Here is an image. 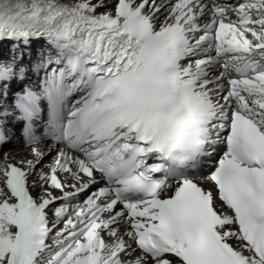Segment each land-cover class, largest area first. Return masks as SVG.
I'll use <instances>...</instances> for the list:
<instances>
[{
  "label": "snow or ice",
  "instance_id": "obj_1",
  "mask_svg": "<svg viewBox=\"0 0 264 264\" xmlns=\"http://www.w3.org/2000/svg\"><path fill=\"white\" fill-rule=\"evenodd\" d=\"M0 264H264V0H0Z\"/></svg>",
  "mask_w": 264,
  "mask_h": 264
}]
</instances>
